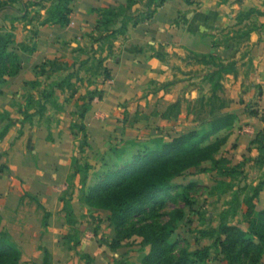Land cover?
Masks as SVG:
<instances>
[{
  "label": "rangeland",
  "instance_id": "1",
  "mask_svg": "<svg viewBox=\"0 0 264 264\" xmlns=\"http://www.w3.org/2000/svg\"><path fill=\"white\" fill-rule=\"evenodd\" d=\"M15 5L21 18L25 11L23 4ZM43 6V3L39 4L36 12L47 8ZM136 11L146 12L142 5ZM257 15L253 14L246 24H239L237 19L235 27L239 29L231 28L222 40L226 39L225 43L233 41L235 49L249 42L251 34L246 38L244 33L254 26L264 27ZM119 27L117 25L114 29ZM105 34L99 30L98 35L87 36L82 41H68L62 61L54 60V66L52 61L46 64V72L50 75L43 78L41 71L37 70L38 77L43 80L42 83L37 80L41 86L59 83L63 86L57 89L64 103L56 109L59 111L55 112L56 117L46 119L47 127L55 125L56 131L52 132L50 128L43 138L47 143L62 145V160L69 163L70 168L68 174L62 171L59 175L58 172L56 180L47 184L50 208L55 213H49L39 199L29 197L25 198L19 212L5 217L0 215V231L8 234L12 244L21 252V264H42L45 251L50 255L49 264H143L149 248L140 246L141 239H134L113 252L111 242L115 230L109 222L111 213L91 209L84 198L96 185L99 176L110 167L192 130L197 129L202 134L206 129L188 115L189 103L186 106L185 94L179 100L180 110L175 111L169 121L162 114L155 113L153 104L145 108L140 106L137 110L134 105L132 111L126 112L122 111L124 107L133 104H121L122 110L117 109L115 113L113 109L107 112L97 108L103 97L99 87L109 79L105 62L113 54L115 41L123 36L104 40ZM185 62L202 68L198 72L202 89L200 97L209 95L215 83L221 84L224 96L230 101L227 112L235 117L233 126L202 145L217 149L221 143L212 158L172 180L174 198L167 203L165 212L182 210L184 217L176 221L169 241L194 251L212 246L213 239L203 232L217 229L223 223L244 231L249 228L247 203L254 188L264 182V164L259 161L261 145H250L258 134L264 132V90L259 86H239L237 80L231 84L233 80L228 76L235 77L233 73H218L214 78H208L220 65L230 64L228 60L214 56L207 60L208 63H203L191 53ZM52 86L51 89L46 87L45 92L50 93ZM185 114L187 118L183 117ZM191 184L192 187L184 188ZM260 196L252 201L256 213L264 209V196ZM169 220L168 216L163 218L164 223ZM209 264L225 263L215 257L212 250ZM259 264H264V256Z\"/></svg>",
  "mask_w": 264,
  "mask_h": 264
},
{
  "label": "crops",
  "instance_id": "2",
  "mask_svg": "<svg viewBox=\"0 0 264 264\" xmlns=\"http://www.w3.org/2000/svg\"><path fill=\"white\" fill-rule=\"evenodd\" d=\"M127 1L76 0L66 28L42 25L50 6L46 2L43 5L47 8L40 13L36 6L25 9V20H19L16 5L0 12V34L13 35L22 65L17 77L0 82V215L19 212L29 197L39 199L49 213H55L50 208L47 184L56 180L58 172L68 174L70 164L62 160V145L47 143L43 135L50 128L56 131L55 125L47 127L46 119L56 117V109L64 101L57 86L40 85L43 80L37 72L41 71L43 78L50 75L46 64L52 61L54 66V60H61L68 41L98 35L100 10L117 8ZM29 2L41 0H21L23 5ZM251 10L259 14V21L264 24V0L166 2L151 20L130 26L115 41L113 54L105 62L109 79L99 87L103 97L97 108L107 112L113 109L115 113L122 110L121 104H133L124 107L123 112L132 111L134 105L137 110L153 104L155 113L163 115L169 106L183 99V94L186 106L194 102L202 91L198 83L202 68L185 62L191 53L237 62L239 74L237 78L228 76L233 80L231 84L237 80L239 86H259L264 90V27L258 26L261 29L251 33L249 42L236 49L233 41L222 40L231 28L239 29L235 27L238 15ZM51 86L56 92H45ZM262 195L264 192L260 198Z\"/></svg>",
  "mask_w": 264,
  "mask_h": 264
},
{
  "label": "trees",
  "instance_id": "3",
  "mask_svg": "<svg viewBox=\"0 0 264 264\" xmlns=\"http://www.w3.org/2000/svg\"><path fill=\"white\" fill-rule=\"evenodd\" d=\"M75 1L41 0V3H25L23 9L39 7L43 2H50L42 25L66 28L70 25L72 4ZM168 1L170 0H128L117 8L100 10L96 27L106 33L102 39H116L127 32L129 25L136 27L151 20L157 9ZM16 3H21V0H0V12L13 9ZM137 5H142L146 12L134 11ZM253 14V10L239 14L238 23H244ZM27 17L28 13L19 20H25ZM117 25L120 27L114 29ZM255 29L256 26L250 28L244 36L248 38ZM13 38L11 33L0 34V82L6 78L17 77L22 70L18 48ZM19 48L24 49L23 45ZM195 56L203 63H208L207 60L214 57L210 54ZM218 68L216 72L207 75L208 78L212 79L218 73H233L235 77L238 75L235 61ZM56 86L63 88L61 83ZM229 105L230 101L224 96L223 86L215 83L209 95L188 104V115L193 116V122L206 127L204 133L201 134L197 129L192 130L155 148H147L132 156L129 161L110 167L99 176L98 182L90 188L84 200L91 209L111 213L109 222L115 230V237L111 242L113 252L139 238L140 246L149 248L143 264H209L212 250L215 251V257L225 264H259L264 256V209L256 213L252 201L257 200L264 192V182L254 188L253 196L248 200L247 231L223 223L217 229L203 232L206 237L213 239L212 246L194 251L169 241L176 221L184 217L182 210L165 212L167 203L174 198L172 180L184 176L189 170L212 158L221 143H218L217 149L202 145L233 126L235 117L227 112ZM180 107L179 101L172 104L162 117L172 119L173 113L178 112ZM257 144L261 145L259 161L264 164V132L258 134L250 143L251 146ZM74 177L75 175H72V178ZM192 186L193 184L184 188ZM69 215L72 216L71 212ZM165 216L170 217L166 223L163 222ZM49 260V252L45 251L42 264H49ZM0 264H21V252L12 244L9 235L1 231Z\"/></svg>",
  "mask_w": 264,
  "mask_h": 264
}]
</instances>
